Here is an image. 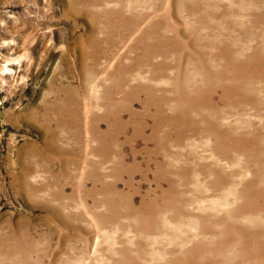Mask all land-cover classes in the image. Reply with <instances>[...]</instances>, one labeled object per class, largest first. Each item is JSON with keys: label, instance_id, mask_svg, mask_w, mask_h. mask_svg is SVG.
Returning a JSON list of instances; mask_svg holds the SVG:
<instances>
[{"label": "rangeland", "instance_id": "1", "mask_svg": "<svg viewBox=\"0 0 264 264\" xmlns=\"http://www.w3.org/2000/svg\"><path fill=\"white\" fill-rule=\"evenodd\" d=\"M0 264H264V0H0Z\"/></svg>", "mask_w": 264, "mask_h": 264}]
</instances>
